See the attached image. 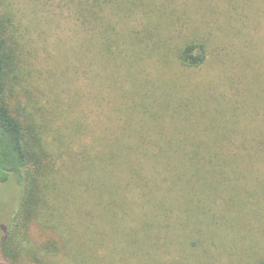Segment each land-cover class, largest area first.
Masks as SVG:
<instances>
[{
	"label": "trees",
	"instance_id": "16d2710c",
	"mask_svg": "<svg viewBox=\"0 0 264 264\" xmlns=\"http://www.w3.org/2000/svg\"><path fill=\"white\" fill-rule=\"evenodd\" d=\"M236 1L238 14L257 2ZM7 2L0 0V186L20 193L0 245L10 264H168L156 256L199 231L201 215L211 219L207 228L232 223L235 209L244 211L264 187V108L250 98L252 89L264 92L260 48L242 54L247 95L208 119L192 97L158 92L147 77L151 64L166 73L173 59L191 70L208 61L204 38L173 45L182 31L172 30L179 17L171 0H60L42 20L35 7L29 25ZM65 12L74 20L76 61L58 70L48 38ZM233 77L226 83L235 92ZM88 78L97 85L92 97ZM67 79L79 80L72 99L64 96ZM212 81L197 97L219 100ZM13 92L22 107L12 105ZM204 203L217 207L203 214ZM33 223L50 235L43 245L28 239Z\"/></svg>",
	"mask_w": 264,
	"mask_h": 264
},
{
	"label": "rangeland",
	"instance_id": "374dc122",
	"mask_svg": "<svg viewBox=\"0 0 264 264\" xmlns=\"http://www.w3.org/2000/svg\"><path fill=\"white\" fill-rule=\"evenodd\" d=\"M232 3H237V1L171 0V6L177 10L176 17H179L171 26L172 30L175 33L178 30L182 31L181 36L179 35L173 40V45L180 41L186 42L185 39L196 36L206 39L209 47L207 64L197 70H191L182 68L173 59L166 73H163L159 69L160 66L157 65L151 64L147 67L150 74L147 77L153 81L158 92L167 93L169 91L176 98L180 96L192 97L197 104L206 107L208 119L219 118L214 109L230 105L238 106L237 101L247 95L246 82L248 83V79L245 77L247 70L242 54H246V51L250 53L256 46L260 48L259 51L264 56V2L257 0L256 3H253L251 1V6L245 8L242 14L231 10ZM6 4L14 12H17L16 18H19V15L22 17L24 25H29L33 20L32 10L35 7H38L34 11L41 20L43 16H54L52 13L60 9V0H8ZM59 22L61 25L58 30L55 23L50 24L51 34L47 47L53 53L52 56H55L50 60L58 70L65 61L68 64H74L76 61L73 51L70 50L75 37L74 20L68 12H65ZM193 30L194 34L192 35ZM56 45L64 47L63 54L57 53ZM40 54L42 57L44 52H40ZM219 61L225 62V68L218 69ZM35 63L37 66L39 65L38 59H35ZM227 67L229 71H227ZM263 68L264 66L261 67L262 70ZM231 73L234 75L233 81L238 89L235 92L230 91L229 83H226V79L230 77ZM78 81L75 83L71 79L66 80L65 85L68 88L64 93L66 98H73ZM85 81H87L84 89L85 95L92 97L97 94L95 80L88 78ZM210 81H212L214 89L212 92L219 100L213 97L207 100L206 96L197 97V95H206L204 89ZM101 83H103L101 92L105 95L111 94L112 90L106 86L111 81L107 79L106 74L103 75ZM39 97L41 103L44 104L45 97L43 95ZM85 98L89 99L87 97L83 99ZM250 98L251 106L256 107L258 111L264 108L263 90L252 89ZM10 101L14 107H22L20 98L15 92L10 94ZM194 106L196 105L194 104ZM244 122L246 121L244 120ZM10 186H0V245L6 237L10 217L20 196L19 189L14 188L12 184ZM258 188L252 196H249L244 211L239 212L235 209V213L232 214L234 218L232 223L224 221L207 228L205 225L209 224L211 219L201 215L199 231L192 235L188 234L186 236L188 239L183 240L178 250L175 249L179 243L169 247L165 254H159L156 257L164 259L168 264H254L264 256V187ZM243 193L241 194L244 195ZM214 196L216 195L212 197ZM219 202H221V198L217 199V203ZM204 204L203 214L217 207V205ZM197 212L199 215L201 214L200 210ZM49 238L50 235L43 232L38 224L31 225L28 239L32 244L43 245ZM211 244H215V246L212 247ZM20 262L36 264V262L23 259H20ZM0 264H10L1 252ZM116 264L137 263H124L121 260Z\"/></svg>",
	"mask_w": 264,
	"mask_h": 264
}]
</instances>
